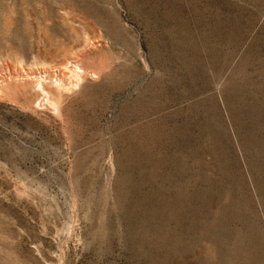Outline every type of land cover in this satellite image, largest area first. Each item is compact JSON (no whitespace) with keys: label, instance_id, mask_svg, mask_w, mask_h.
I'll use <instances>...</instances> for the list:
<instances>
[{"label":"rangeland","instance_id":"374dc122","mask_svg":"<svg viewBox=\"0 0 264 264\" xmlns=\"http://www.w3.org/2000/svg\"><path fill=\"white\" fill-rule=\"evenodd\" d=\"M0 264H264V0H0Z\"/></svg>","mask_w":264,"mask_h":264},{"label":"bare ground","instance_id":"6f19581e","mask_svg":"<svg viewBox=\"0 0 264 264\" xmlns=\"http://www.w3.org/2000/svg\"><path fill=\"white\" fill-rule=\"evenodd\" d=\"M82 73H84V71L79 67V64H73L71 63L68 67H66L63 71L62 74H59L58 76V82L59 85H61V81H64L65 79H69V83L72 84L74 81L79 82L81 80L82 77Z\"/></svg>","mask_w":264,"mask_h":264}]
</instances>
